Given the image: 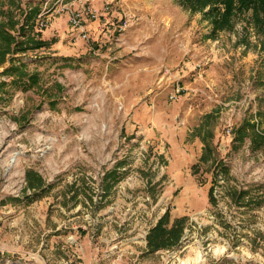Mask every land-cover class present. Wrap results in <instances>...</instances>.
Returning a JSON list of instances; mask_svg holds the SVG:
<instances>
[{"label": "rangeland", "instance_id": "obj_1", "mask_svg": "<svg viewBox=\"0 0 264 264\" xmlns=\"http://www.w3.org/2000/svg\"><path fill=\"white\" fill-rule=\"evenodd\" d=\"M19 2L9 33L15 42L31 36L47 46L12 53L0 66L6 85L0 90V264H242L249 256L246 264H264L261 232L237 237L217 215L224 225L216 240L209 220L198 214L218 210L212 193L220 180L232 204L249 208L248 219L251 207L262 203L254 191L264 185V144L235 138L245 119L264 129L257 115L264 109L262 35L249 14L213 37L201 12L174 0ZM105 2L111 3L109 24L100 31L99 21L83 12L100 11ZM64 8L83 13L87 39ZM43 11L47 25L39 30ZM123 20L126 27L116 31ZM12 65L37 75L38 84L15 85L16 77L4 72ZM136 138L163 142L165 153L145 147L137 155ZM124 145L130 150H121ZM29 170L41 176V190L27 187ZM96 171L102 172L100 188L88 181L89 188L86 177ZM111 171L114 181L107 178ZM101 188L103 196L96 197ZM145 205L157 208L144 213ZM181 208L188 219L179 242L150 253L147 239L160 217ZM196 221L206 225L199 229ZM64 224L70 230L59 228ZM139 228L148 230L146 243L136 241ZM70 233L84 253L66 247ZM115 244L124 252L121 260L106 257ZM260 250L263 255H255Z\"/></svg>", "mask_w": 264, "mask_h": 264}, {"label": "trees", "instance_id": "obj_2", "mask_svg": "<svg viewBox=\"0 0 264 264\" xmlns=\"http://www.w3.org/2000/svg\"><path fill=\"white\" fill-rule=\"evenodd\" d=\"M178 5L191 12H201L211 26L210 35L215 36L218 32L232 30L236 21L241 16L248 15V22L251 21L258 32L262 35L260 40V62L264 68V0H174ZM36 12L38 9L35 10ZM12 24L10 19L5 22L0 21V66L6 62L7 56L12 53H20L27 49H39L47 46V42L41 39L27 36L24 41L15 42L14 37L9 33L8 28ZM16 78L14 84L26 87H34L38 84L37 75H29L23 65L10 66L4 70ZM3 72V73H4ZM29 84L26 85V82ZM264 84V79H261ZM13 83V82H12ZM6 85L0 84V90L5 89ZM260 118V125L264 128V109L260 108L257 112ZM207 116V115H206ZM207 118V117H206ZM235 138L243 140L246 136L251 138V142L257 148L264 144V129L259 132L249 119H245L239 128L236 129ZM203 158V155L200 159ZM108 180H116L115 173L111 171ZM25 181L27 187L33 191L42 189V178L33 170L26 171ZM111 183L107 184L110 188ZM240 197V196H239ZM241 198V197H240ZM210 202L212 198L210 197ZM187 217L173 220L170 224V214L167 210L159 219L156 226L150 232L147 239V247L150 253L159 249L175 246L183 235L187 222Z\"/></svg>", "mask_w": 264, "mask_h": 264}, {"label": "built area", "instance_id": "obj_3", "mask_svg": "<svg viewBox=\"0 0 264 264\" xmlns=\"http://www.w3.org/2000/svg\"><path fill=\"white\" fill-rule=\"evenodd\" d=\"M47 1V0H46ZM50 1V0H49ZM47 4V2H45ZM110 4L109 2H105L104 7L99 11L98 9L95 8H89L87 7L86 9H84V12L88 18L90 20H98L99 21V29L100 31H104L106 29H108V19H107V15L110 12ZM63 9V8H62ZM68 10L69 15H70V22L71 25L73 27V29L77 30V34L79 37H81L82 39H87L88 35L86 32V29L84 27V18H83V13H81L80 11L77 10H73L70 8H64V10ZM47 11H43L41 13H39L38 18L35 22V27H37L39 30L46 27L47 25V19L45 17ZM127 22L126 20H123L122 23H120L117 27H115L116 31H121L124 27H126ZM27 26V25H25ZM179 92V89H177V92L175 93H171L170 94V99H176L177 98V94ZM226 134L227 135H231V127H227L226 128ZM137 143L138 146L135 150H139L138 154H141L145 147H151L154 148V150H156L159 154H163L165 153V147H164V143L160 142V143H154L152 144L150 140H144V142H142V140L140 139H131V143ZM128 145H124L123 148H121V150H130V148H127ZM157 158V156L151 157V162H154L155 159ZM165 161L167 159H164ZM161 167L165 166L164 162H160ZM156 167V166H155ZM164 169L163 171H161L160 173V177H162L164 174ZM82 175V173H80ZM72 176V180H75L78 177L77 173L71 174ZM102 176V172L100 171H96L95 175L89 180L86 177V185L89 186L88 181H92L90 182L92 185H96V187H99V183H101L102 181L100 180V177ZM131 178H126V182L128 180H130ZM258 182V181H255ZM72 183V182H71ZM137 184V183H136ZM223 180L219 181V184L216 186V188H214L212 196L214 197L215 201H216V205L218 210L214 213L213 211L211 213H199L200 216H205V218H207L209 220V226L212 228V231L215 233V239L217 240V234L220 231H223L222 226L224 225L223 223H219L218 219H217V215H219V217H221L223 220H225V224L229 225V229H231L233 231V234H237L236 236L238 237L239 233L241 232L242 234H250L251 231H259L264 235V185H262V188L259 190H255L254 194H259L258 196H260L259 198L261 199L262 203H260L256 208V210L254 208L251 207V211H252V218L248 219V216L245 214L247 213L248 209L247 206L245 205H234L231 203V200L228 199L227 194L223 191ZM78 184H76L77 186ZM90 188V186H89ZM100 188V187H99ZM92 189V187H91ZM249 191V185H247L245 183V187L243 188V191ZM93 191V190H92ZM104 191L101 188L98 192L95 193L96 197H100L103 196ZM90 195V193H89ZM149 198L150 197H146L145 201L149 202ZM155 207L157 208V206H144V208L142 209L144 213H148L147 211H144L145 209L149 210V209H153L155 210ZM138 208H142V207H138ZM153 212L150 211V215ZM248 219V220H247ZM136 221H137V217H136ZM140 223V222H138ZM143 224L148 230L149 227L151 226L149 222L145 223H141ZM196 224L198 226L199 229L203 228L205 225L201 222L196 221ZM203 224V225H202ZM64 226V227H63ZM63 226H60L59 228L61 230H70V227H68V225L64 224ZM72 227V226H71ZM73 228V227H72ZM77 230H81L83 232V230L86 228L85 225H79V227H77ZM144 230V229H140L138 230V235L142 238H138L136 239L137 242H139L140 244L146 243V238L145 236L148 234V230ZM135 232V231H133ZM249 236V235H248ZM232 237V236H231ZM135 241V242H136ZM241 244H246L249 245V241L247 239H245L244 237L240 238ZM66 247L69 245L70 247L76 245V247L78 249L81 248V244L77 242V240L74 238V236L70 233L68 235H66ZM226 245H228L226 243ZM238 248V247H237ZM112 251H109V254L106 255V257L113 255L116 259L121 260L123 258L124 252H121L118 250V247L115 245H112ZM227 249L223 252H226ZM261 252L258 251V253L256 252L255 255L259 254ZM263 255V252H261ZM226 258H230L231 255L226 254L225 255ZM249 256V255H248ZM72 257L74 258H79L80 256L77 254L76 249L72 250ZM250 258L247 259L245 258L244 263L242 262V264H246V263H250L251 260V256H249ZM262 261H264V258L261 259ZM261 264V263H260Z\"/></svg>", "mask_w": 264, "mask_h": 264}, {"label": "crops", "instance_id": "obj_4", "mask_svg": "<svg viewBox=\"0 0 264 264\" xmlns=\"http://www.w3.org/2000/svg\"><path fill=\"white\" fill-rule=\"evenodd\" d=\"M19 1L20 0H0V16H1L0 21L6 23V21L8 19H10V21L13 20L15 8L17 9L18 5L20 4ZM53 26H56V25H53ZM146 132L148 133L147 128H146ZM184 198L185 197H184V194H183V198L182 199H184ZM171 214H173V215L170 216V224H169V226L172 224L173 220H175V219H178V218H181V217H185L186 214H187V217H188V213H186L182 208L178 209L177 212H174V213H171ZM52 244L54 245V243H52ZM49 246H51V244ZM80 250H81V253L82 252L84 253L83 244H81V249ZM137 254H139V253H136V256H137ZM50 255L52 256V253H50Z\"/></svg>", "mask_w": 264, "mask_h": 264}, {"label": "bare ground", "instance_id": "obj_5", "mask_svg": "<svg viewBox=\"0 0 264 264\" xmlns=\"http://www.w3.org/2000/svg\"><path fill=\"white\" fill-rule=\"evenodd\" d=\"M16 156H17V153H15V154L12 156L11 160L13 161V160L15 159Z\"/></svg>", "mask_w": 264, "mask_h": 264}]
</instances>
